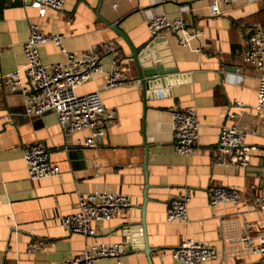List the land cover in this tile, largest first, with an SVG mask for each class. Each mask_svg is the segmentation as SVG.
Returning <instances> with one entry per match:
<instances>
[{
	"label": "crops",
	"instance_id": "0c3cea01",
	"mask_svg": "<svg viewBox=\"0 0 264 264\" xmlns=\"http://www.w3.org/2000/svg\"><path fill=\"white\" fill-rule=\"evenodd\" d=\"M62 1L64 10L57 13L0 0V264H56L92 243L120 244L122 264H180L171 252L188 240L216 250L218 257L205 264H264L257 255H233L232 243L244 233L264 235V211L256 204L264 196V118L255 116L260 73L242 61L246 37L256 28L264 33V0H217L220 14L215 17L208 9L211 0ZM160 13L180 17L189 32L201 34L186 44L169 29L157 34L168 46L163 64L175 74L164 76V87L157 84L145 99L134 83L138 73L133 61L124 58L129 49L102 20L118 23L139 47L152 38L146 21ZM30 24L44 34L63 36L69 53L100 51L106 44L116 50L102 55V72L76 90L79 96L99 92L104 108L117 113L96 147L81 146L89 131L66 132L52 112L27 116L24 97L1 84L2 77L25 65L22 47ZM38 51L44 65L65 60L54 44ZM114 59L131 84L104 89ZM173 106L193 108L197 115L198 149L187 157L174 151ZM226 112L235 113V123L246 132L230 155L218 152L221 127L232 124ZM31 144L47 150L59 175L29 179L23 153ZM244 161L248 165L242 168ZM217 186L236 189L239 203L210 206ZM94 191L124 195L132 208L123 218L93 223L92 238L69 233L60 219L76 212L79 195ZM185 191L191 193L188 221L168 222L169 202ZM142 222L150 262L143 253Z\"/></svg>",
	"mask_w": 264,
	"mask_h": 264
},
{
	"label": "built area",
	"instance_id": "2783aa9c",
	"mask_svg": "<svg viewBox=\"0 0 264 264\" xmlns=\"http://www.w3.org/2000/svg\"><path fill=\"white\" fill-rule=\"evenodd\" d=\"M23 4L29 3L40 9L60 13L64 10L62 0H14ZM211 16L220 14L219 3L211 0L208 4ZM147 30L152 38L164 30L169 29L182 35L179 40L186 44L189 40L198 38L201 32H189L180 17L170 18L160 13L146 21ZM64 37L61 35L44 34L36 24H30L29 35L23 44L25 65L21 70L10 72L1 78V84L12 92L20 93L25 99V114L27 116H41L52 112L56 115L59 125L68 133L81 130L89 131V135L80 142L87 148L96 147V141L107 134L106 123L113 122L117 116L115 110L105 109L99 92L79 96L76 90L82 84L90 81L102 72L101 57L114 51L110 44L101 45L99 50L69 53L62 46ZM51 43L57 46L65 56L60 63L44 65L39 57V46ZM244 64L260 73L258 78L257 102L255 116L264 118V33L260 28L254 29L247 37L242 55ZM112 69L105 76L104 89L120 86H130L119 71L117 61L111 63ZM134 83L140 86L139 81ZM174 151L180 156H190L198 149L199 123L193 108L169 109ZM237 115L226 112V119L231 125L221 127L218 141V152L222 155L232 154L244 141L246 132L235 123ZM23 160L31 181L51 178L59 175L60 169L52 164L47 150L40 144H31L23 153ZM247 161L240 164L243 168ZM191 193L185 191L172 199L166 210L168 222L186 223L188 221L187 205ZM226 202L239 203L236 189L217 186L212 188L209 205L212 207ZM259 210L264 211V196L256 199ZM77 210L74 214L60 219L62 226L72 234H81L92 238L96 232L93 223L104 222L114 218H123L132 208L131 201L124 195L107 191H94L79 195ZM233 255L243 259L257 255L264 261V235L251 236L248 233L240 235L232 242ZM120 244L92 243L74 257L56 264H94L98 259L113 258L115 264H122L120 256L123 254ZM34 251V248L30 249ZM175 262L180 264H205L215 260L218 253L205 243L185 241L171 252Z\"/></svg>",
	"mask_w": 264,
	"mask_h": 264
},
{
	"label": "water",
	"instance_id": "95a60500",
	"mask_svg": "<svg viewBox=\"0 0 264 264\" xmlns=\"http://www.w3.org/2000/svg\"><path fill=\"white\" fill-rule=\"evenodd\" d=\"M96 15H98V10L96 11ZM102 22L116 36L121 38L129 49V56H125L124 58H128L129 60L133 61L138 73L137 80L140 83L139 87L142 89L144 98L146 99L148 97L147 92L156 87L157 84H160V86L164 87L166 82L163 79L165 78L164 76H171L175 74V69L169 66L165 67L163 64V57L169 55L167 50L168 46L163 42V39L154 37L141 46L134 47L126 34L119 28L118 23L110 24L104 20H102ZM173 34L178 38L177 32H173ZM142 148L147 155L149 146L145 143V141ZM140 226L142 227V239L144 247L143 253L146 255L150 262V255L152 253V250L148 245L146 230L144 229V222H142Z\"/></svg>",
	"mask_w": 264,
	"mask_h": 264
},
{
	"label": "bare ground",
	"instance_id": "6f19581e",
	"mask_svg": "<svg viewBox=\"0 0 264 264\" xmlns=\"http://www.w3.org/2000/svg\"><path fill=\"white\" fill-rule=\"evenodd\" d=\"M138 81V80H137Z\"/></svg>",
	"mask_w": 264,
	"mask_h": 264
}]
</instances>
